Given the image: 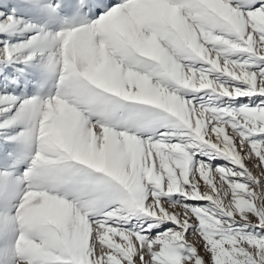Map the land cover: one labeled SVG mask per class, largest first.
Listing matches in <instances>:
<instances>
[{
  "label": "snow or ice",
  "instance_id": "snow-or-ice-1",
  "mask_svg": "<svg viewBox=\"0 0 264 264\" xmlns=\"http://www.w3.org/2000/svg\"><path fill=\"white\" fill-rule=\"evenodd\" d=\"M0 264H264V0H0Z\"/></svg>",
  "mask_w": 264,
  "mask_h": 264
}]
</instances>
